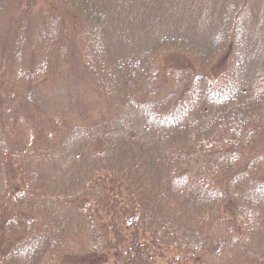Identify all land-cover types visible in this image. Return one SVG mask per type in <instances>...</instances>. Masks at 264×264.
<instances>
[{
  "label": "trees",
  "instance_id": "1",
  "mask_svg": "<svg viewBox=\"0 0 264 264\" xmlns=\"http://www.w3.org/2000/svg\"><path fill=\"white\" fill-rule=\"evenodd\" d=\"M44 1L0 0V264H264V0Z\"/></svg>",
  "mask_w": 264,
  "mask_h": 264
},
{
  "label": "rangeland",
  "instance_id": "2",
  "mask_svg": "<svg viewBox=\"0 0 264 264\" xmlns=\"http://www.w3.org/2000/svg\"><path fill=\"white\" fill-rule=\"evenodd\" d=\"M260 1V0H257ZM176 6L180 9V17H193L196 16L197 13H199V10L201 9V0H174ZM21 8L19 10H16V13H19L22 10V6H25L26 4H31L33 6V9H31L33 15L32 19L35 21H43L47 19V9L49 8L48 3H46L44 0H21ZM17 15H9L7 17L0 16V21H8L9 19L16 18ZM73 82V81H72ZM74 83V82H73ZM62 79H58L57 77H53L51 81L48 83L49 87V93L51 97V102L49 104V114L55 115L57 112L56 110L60 106H65L67 104V100L62 98ZM2 88L0 87V90ZM64 91V90H63ZM86 97H88V93L86 94ZM75 98V97H74ZM76 99V98H75ZM137 246L134 245L131 247L130 245L126 244L124 246H121V252L122 256L119 258L121 264H165L167 260L173 259L175 257V251L173 250H155L152 248L149 244L146 243V245L143 247L138 246L139 248L143 249L141 253L142 257L140 256V253H136L135 248ZM115 252H111L110 256L113 257V254ZM181 261V262H180ZM180 264H194L193 261H184L179 260ZM196 264H215L214 262H210L209 260H199Z\"/></svg>",
  "mask_w": 264,
  "mask_h": 264
}]
</instances>
